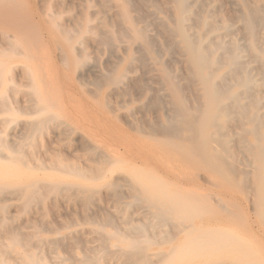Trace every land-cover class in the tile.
I'll use <instances>...</instances> for the list:
<instances>
[{
  "label": "rangeland",
  "instance_id": "374dc122",
  "mask_svg": "<svg viewBox=\"0 0 264 264\" xmlns=\"http://www.w3.org/2000/svg\"><path fill=\"white\" fill-rule=\"evenodd\" d=\"M120 2L121 0H0V31H2V34L0 32V139L7 147L18 149L23 155L26 165H19V169L22 170L20 179L28 181L31 179L30 175L34 179L44 180L52 176L51 178L55 180L61 178L97 183V192L94 193V198L92 197L87 203L72 198L70 195L73 191H68L64 192L66 194H63L64 196L58 193L47 194L40 201L32 200L27 207H24L21 199L7 193L0 202V205L10 208L6 213L12 217L7 221L12 227L16 225V228H21L26 233L25 236L31 234L27 232L41 230L38 237L32 234L26 237L29 238L31 245L37 238L44 240V247L39 248V253L48 264H78L85 257L94 255L99 259L96 264H122L119 256H115L120 249L109 244L108 249L115 253L109 252L110 254L106 255L103 245L105 242L101 241L102 236L100 235L107 236L114 233L115 225L117 229L122 230L119 232L122 234L131 225L154 221L149 217L150 212L145 203L135 204L134 202V205H129L132 199L125 182L131 176V170L136 169L147 178L161 176L163 179H160L163 181H171L170 184L176 183L179 186L175 188L169 185L170 188L169 186L168 188L171 191L176 189V192L179 191L184 195L190 194L201 199L203 195L209 194L211 197L208 198V205H214L213 197L222 199L226 207H229H227L228 211L233 212L232 217L224 218L222 215L225 213L216 208L217 212L215 211L211 219L208 216H195L186 220L185 224H193L195 227L202 228L215 226L236 233L244 237L264 261V226L255 218L251 205L244 202L245 199L240 190L231 188L232 191H229L220 177H215L197 160H195V165L191 162L179 161L174 152H169L168 148L158 144L157 138L140 134L135 129L136 124L141 122L139 119L142 120L141 125L143 126L150 122L164 121L168 116L175 114L170 91L158 75L160 67L168 66L167 69L177 76L176 81L182 84L181 89L185 96H188L190 103L196 105L193 100L194 97L199 96V91L186 84L184 56H181L179 45L176 42L172 43L165 34V28L167 30L171 27L175 18V13L168 0H129L127 5L129 18L132 22L138 21L137 26L143 28L146 35L153 41L151 42L152 52L149 55H143L144 51L140 45L131 43L129 35L122 30L128 23L121 17ZM191 4L193 5V16L196 17L199 13H209L216 17L218 23L224 20L231 24V31L224 39L232 38L241 46H245L247 36L242 30L241 23L237 21V15L243 12V7L238 0H191ZM50 15H54L53 19ZM151 17L153 21H150ZM55 22L58 26L62 25L59 27L65 30H59ZM87 30L90 31L87 32ZM63 31L66 32L63 33ZM123 34L125 35L122 36ZM258 39V43L264 48V44L261 43L264 42V34L261 30L258 32ZM170 44L174 49L172 46L169 47ZM156 49L161 53L160 56L156 55L158 54ZM247 53L245 56L248 60L249 53ZM249 65L252 77L257 78L255 68L258 65L252 61ZM122 73H125V77L121 82L109 83L111 78ZM155 101L158 103L156 104ZM151 102L155 103L151 104ZM47 115L55 117L56 120H48ZM151 118H154V121H151ZM44 119L47 121L43 122ZM56 123L59 125H55ZM96 148L102 149V153ZM0 153L4 156L8 150H2ZM63 160L67 167H78L85 174L88 173L87 178L78 179L71 174L60 173L58 171L60 165L65 166ZM0 161L4 160L0 158ZM50 162L52 166H49ZM99 178L102 180L104 178L107 182L114 181L115 189L112 191L107 189L101 184L103 181ZM215 180L223 187L220 186L218 189L214 187L213 181ZM38 191L45 192L43 189H38ZM106 194L107 198H105ZM51 200L55 205L52 206ZM106 200L108 201L103 206V201L106 202ZM240 206H243V210ZM118 221L121 222L117 223ZM154 228V232L160 230L158 232L160 236L168 234L165 232L171 230L168 225H155ZM161 230L166 231L162 234ZM0 236H2L0 243L7 242L6 236ZM182 238L183 234H178L173 243H178ZM46 239H48V244ZM63 244H66V247ZM80 247L82 250H79ZM53 249L55 253H52ZM30 250L38 252L33 247ZM43 250H47V255ZM159 250L168 251L169 245L161 247L150 245L148 248V252L151 253ZM152 259L154 260L155 257L152 256Z\"/></svg>",
  "mask_w": 264,
  "mask_h": 264
},
{
  "label": "bare ground",
  "instance_id": "6f19581e",
  "mask_svg": "<svg viewBox=\"0 0 264 264\" xmlns=\"http://www.w3.org/2000/svg\"><path fill=\"white\" fill-rule=\"evenodd\" d=\"M238 1L241 3L240 4L241 7H243V12L237 15V21L241 23L243 27L242 30H244L247 36L245 46H241L240 44L235 42L232 38L224 39V37H226L231 31L230 30L231 24L227 23V21L221 20V22L218 23L216 21V17L214 15H210L209 13L208 14L199 13L198 16L196 17L193 16L192 15L193 5L191 4V0H168L175 13V18L173 20L171 27H169L167 30L165 28V34L168 35V37L170 38L169 40L172 43L176 42L179 45L180 51L182 53L181 56H184V61H185V68H186L185 70L187 74L186 84L198 90L199 96L194 97L195 99L193 101L196 103V105L190 103L188 96L186 97L183 90L181 89L182 84L179 81H176L177 76L171 71H169V69H167L168 66L160 67L158 69V75L161 78L164 85L167 86V88L170 91L171 103L174 107L175 114L172 116H168V118H165L164 121L153 122V123L150 122L147 123V125H143V126L141 125L142 120L139 119L141 122L139 124H136L135 129L138 132H140V134H145L148 137L157 138L158 144L162 147L164 146L168 148L169 152H174L175 156H177V159L179 161L187 162V163L191 162L193 165H195V160H197L199 164H201L202 166H204V168L209 170L210 173H212L215 177L217 178L220 177L225 182L226 186L229 188V191H232L231 188L240 190V192L244 196L245 199L244 202L251 205L255 218L264 226V48L258 43L259 30H261V32L264 34V1L263 0H238ZM128 3L129 0H121L120 2L121 17L124 19L126 23H128L127 26H125L124 29L122 30H124L125 34L129 35V39L131 43H138L140 45V47L144 51V52L141 51L143 55L144 54L149 55L152 52L151 42L153 41L150 40V38L146 35L145 30L143 28H139L137 26L136 24L138 22L137 20H136L137 22L135 23L134 21L132 22V20L129 18V11L127 9ZM51 19H53V17ZM11 20L13 21L12 18ZM150 21H153V18ZM234 22H236V20H234ZM77 24L79 25V23ZM56 25L57 23L55 22V26ZM59 26L57 27L58 29L62 25L60 27ZM59 30L62 31L65 29L60 28ZM73 30L76 31V29L74 28ZM88 31L90 30H87V32ZM0 32L2 34V31ZM65 32L63 31V33ZM232 33H234V31ZM105 34L108 35L107 33ZM125 34H123L122 36H124ZM4 35H6V33ZM261 43L264 44L263 41ZM170 46L172 45L170 44L169 47ZM156 50L158 52V54L156 55L161 54L159 53L158 49ZM246 52L249 53V54L247 53L249 57L248 60L246 58L247 56H245ZM171 56L173 55L171 54ZM145 59L147 58L145 57ZM251 61L255 62L258 65L257 68H255L257 78H253L251 75V68L249 65ZM168 65H169V61H168ZM29 72H27V74ZM30 74L32 73L30 72ZM154 74L155 73H153V75ZM124 77H125V73L119 74L113 79L111 78L109 80V83L117 84L121 82L122 78ZM89 85L91 86V84ZM34 89H33V93H34ZM39 100L37 99V101ZM155 102H151V104ZM157 103L158 101L156 102V104ZM36 107L39 109L38 105H36ZM133 108L135 109V106ZM163 113L164 112H162V114ZM47 116L49 117V115ZM153 119L154 118H151V121ZM48 120L54 121L56 120V118L49 117ZM45 121L47 120L44 119L43 122ZM145 121L147 122V118H145ZM59 123L61 124L62 122ZM59 123H56L55 125L57 124L59 125ZM33 124L35 125V123ZM71 129L72 128L70 127V131ZM63 131L65 130L63 129ZM90 146L91 145H89V147ZM93 147L95 148L96 146ZM2 150H8V153L5 154L4 156H1L2 153H0V158L4 160V161H0V202L2 198H4V196L7 193H9L21 199L22 205L24 207H27L30 201L32 200L40 201L47 194L58 193L63 195L68 191H73L72 195H70L69 193V195L72 198L87 203L97 192L96 191L97 183H92V182L70 181L61 178L55 180L51 178L52 176L47 177L44 180H39L32 178L30 175L29 178L31 179H29L28 181L22 180L20 179L22 170L19 169V165H26V161L24 160L23 155L18 149H12V148L10 149L9 147H7L4 141L0 139V152ZM101 150L102 149L100 150L98 149V151L100 152ZM34 153L35 152H33V154ZM98 155L101 156V154ZM141 155L142 153L140 154V156ZM96 161L98 162L97 156H96ZM64 162L65 161L63 160V163ZM49 166H52L51 162L49 163ZM60 166H59L60 168H58V171L60 173H64V174L67 173L68 175L71 174L72 176L78 179L87 178L88 173L85 174L84 171H82L78 167L77 168H73L72 166L67 167L66 164L65 166L64 165H60ZM84 167L87 166L84 165ZM101 169H103V167H101ZM122 175L124 176V174ZM130 175L131 176L127 178V181L125 182V184L129 189L130 198L132 199V202L129 203V205H134V202L135 204H138V202L145 203L150 212L149 217H151L155 222L148 221V223H144L141 225H136V224L131 225L128 227V229H126L127 228L126 227L125 228L126 230L122 234L119 233L122 230L120 231L119 229H117L115 225L114 233L112 234L110 233L107 236L100 235L102 236L101 241L105 242V244H103L105 248L104 247L103 248L106 252V255H109L110 253L112 254L115 253L112 250L108 249L110 244L120 249L119 252L116 253L117 255L115 256H119V259H121L122 264H264L262 258L255 252L253 246L244 237L236 233L230 232L229 230L216 228L215 226L202 228V227H195L193 224H189V225L185 224L186 220H188L189 218L192 219L195 216L196 217L208 216L210 218L212 215H214L216 208L222 210V212L225 213L222 215L224 218L228 216L232 217L234 215L233 212L230 213L231 211L230 210H229L230 212L228 211L227 209L228 206L226 207V204L222 199H219L218 197L215 198L212 196L214 200V205H208L209 204L208 198H210L211 195L205 194L202 196L201 199L196 196L194 197L190 194L187 195L181 194L179 193V191L176 192L175 191L176 189L174 191H171L169 189L170 186H174L175 188H178L179 186L176 183L170 184L169 182L171 181L168 182L163 181L162 180L163 178L160 175L159 178L149 177L151 178V180H149V178H147L141 172H138V170L136 169L131 170ZM99 179L100 181H103V183L101 184L104 185L110 191L115 189L116 183L114 181L107 182L105 181L104 178L103 180L102 178ZM213 186L218 189V187L222 185L217 184L215 180L213 181ZM38 189H43L45 190V192L38 191ZM118 194L121 195V193ZM50 197L52 199V196ZM100 197L102 196L100 195ZM107 197L108 195L105 196V198ZM9 199L11 200V198ZM107 201L108 200H106V202L103 201V206L107 203ZM52 202L53 201L51 200V203ZM53 205H55V203H52V206ZM15 206L16 205L14 204V207ZM7 208L5 207V205H0V235L6 236L5 238L7 239V242L5 243L4 240L2 241L1 239V242H3L4 244L0 243V264H48V262L43 260V258L39 253L40 252L39 248L44 247V240L41 238H37L36 241L34 240V242L32 243L33 245H31L29 238L26 237L27 235H31V234L36 235L38 237L39 233H41L40 232L41 230L38 231V229H36L32 232H27L31 234H27L25 236L26 233L23 232L21 228H16V225L12 227V225H10V222L7 221L8 219H11L10 217H12L9 216L8 213H6L7 210H10L9 207ZM115 208H117V206ZM241 208L243 210V206ZM52 210L53 208L51 209V211ZM102 214H103V210H102ZM91 217L92 216H90V218ZM110 218H112V216L109 217V221ZM79 219H80L79 221H81L80 217ZM84 219L85 218L83 217V220ZM249 221H247V223ZM120 222L118 221L117 223ZM114 224L115 222L113 223V226ZM155 225L157 226L168 225L171 230L168 232H165L166 230L164 231L161 230L162 234L163 232L168 234L160 236L158 235V232H160V230L154 232ZM178 234H183V238L178 243L174 244L173 242L174 240L177 239ZM1 237L2 236H0V238ZM47 240L48 239H46V241ZM74 243L76 244L75 241ZM150 245H156L158 247L169 245V250L168 251L159 250L151 253L148 252V248H150ZM32 247L37 249L38 252L31 251L30 249ZM64 247H66V244L64 245ZM92 247L93 246H91V248ZM79 250H82L81 247L79 248ZM44 251L45 250H43V252ZM46 251H45V255H47ZM61 251H63V249ZM52 253H55L54 249ZM83 256L85 257V255ZM152 256L155 257L154 260L152 259ZM97 257L98 256L96 255L85 257L78 264H96V261L99 260ZM49 259H51V257ZM59 264H63V263H59Z\"/></svg>",
  "mask_w": 264,
  "mask_h": 264
}]
</instances>
